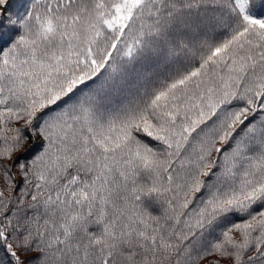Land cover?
Returning a JSON list of instances; mask_svg holds the SVG:
<instances>
[{
	"label": "snow or ice",
	"instance_id": "snow-or-ice-1",
	"mask_svg": "<svg viewBox=\"0 0 264 264\" xmlns=\"http://www.w3.org/2000/svg\"><path fill=\"white\" fill-rule=\"evenodd\" d=\"M13 7L0 264H264V0Z\"/></svg>",
	"mask_w": 264,
	"mask_h": 264
},
{
	"label": "trees",
	"instance_id": "trees-1",
	"mask_svg": "<svg viewBox=\"0 0 264 264\" xmlns=\"http://www.w3.org/2000/svg\"><path fill=\"white\" fill-rule=\"evenodd\" d=\"M20 3H22V0H13L14 7L11 9V11L15 12L17 8L19 7ZM201 264H207V260L202 261ZM225 264H228V262L225 261Z\"/></svg>",
	"mask_w": 264,
	"mask_h": 264
}]
</instances>
